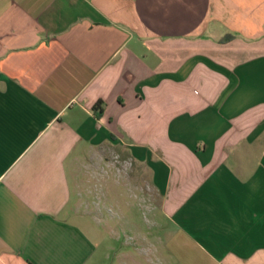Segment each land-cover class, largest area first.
Returning <instances> with one entry per match:
<instances>
[{"label":"crops","instance_id":"0c3cea01","mask_svg":"<svg viewBox=\"0 0 264 264\" xmlns=\"http://www.w3.org/2000/svg\"><path fill=\"white\" fill-rule=\"evenodd\" d=\"M105 149L171 264H264V0H0V264H96Z\"/></svg>","mask_w":264,"mask_h":264},{"label":"rangeland","instance_id":"374dc122","mask_svg":"<svg viewBox=\"0 0 264 264\" xmlns=\"http://www.w3.org/2000/svg\"><path fill=\"white\" fill-rule=\"evenodd\" d=\"M103 157L115 173L97 191L83 192L78 208L84 215L75 220L96 246V264H171L158 233L159 194L144 180L134 179L133 195L139 199L133 198L125 180L134 173L131 161L110 149Z\"/></svg>","mask_w":264,"mask_h":264},{"label":"trees","instance_id":"16d2710c","mask_svg":"<svg viewBox=\"0 0 264 264\" xmlns=\"http://www.w3.org/2000/svg\"><path fill=\"white\" fill-rule=\"evenodd\" d=\"M232 38H233L232 35H225L221 38L220 41L221 42H227V41L231 40ZM93 110L96 112L97 115L101 114V112H102V109L98 103L93 107Z\"/></svg>","mask_w":264,"mask_h":264}]
</instances>
